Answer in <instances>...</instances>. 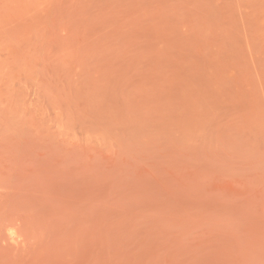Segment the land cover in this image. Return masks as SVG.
Wrapping results in <instances>:
<instances>
[{"label":"rangeland","instance_id":"rangeland-1","mask_svg":"<svg viewBox=\"0 0 264 264\" xmlns=\"http://www.w3.org/2000/svg\"><path fill=\"white\" fill-rule=\"evenodd\" d=\"M0 264H264V0H0Z\"/></svg>","mask_w":264,"mask_h":264}]
</instances>
